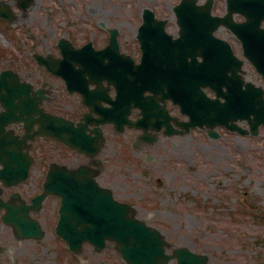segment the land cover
<instances>
[{"label": "rangeland", "instance_id": "374dc122", "mask_svg": "<svg viewBox=\"0 0 264 264\" xmlns=\"http://www.w3.org/2000/svg\"><path fill=\"white\" fill-rule=\"evenodd\" d=\"M5 1L11 3L18 18L6 25L0 22V72L14 68L26 77L34 74L36 83L46 73L38 68L34 52L57 53V39L65 34L83 37L84 32L92 30L95 36L99 21L118 25L123 37L133 38L132 29L141 19L143 8L150 6L159 15L170 16L169 30H177L171 7L178 0H34L27 10H20L18 0ZM225 6L226 0H217L215 11L223 13ZM219 33L236 43L228 30ZM247 69L249 79L262 82L252 66L247 65ZM116 138L110 137V151L113 143L119 144ZM185 140L187 165L175 160L166 165L178 173L177 195L184 196L182 205L171 210L184 214L173 215L164 209L157 215L150 208H142L140 215L161 228L175 247L206 253L212 264H264V218L252 210L264 205V128L256 137L222 132L219 139H209L193 131ZM112 156H107L110 166L119 163L118 157ZM166 188L162 189L164 193L171 190ZM35 190L31 186L28 196ZM56 208L54 198L45 204L42 221L47 233L41 241H17L10 227L0 225V242L12 248L0 255V264H126L113 248L95 252L87 244L82 255L71 253L55 233Z\"/></svg>", "mask_w": 264, "mask_h": 264}, {"label": "water", "instance_id": "95a60500", "mask_svg": "<svg viewBox=\"0 0 264 264\" xmlns=\"http://www.w3.org/2000/svg\"><path fill=\"white\" fill-rule=\"evenodd\" d=\"M30 2L31 0H20L19 4L22 8H26ZM187 3L188 1L184 0L177 7L179 23L182 26V39L191 40L196 47L202 46L203 55L209 62L201 70L189 67L188 93L181 95L180 91H177L176 100L182 102L184 110L190 114V125H202L204 122L212 125L221 123L244 131L230 121L246 118L254 133H257L259 124L264 123V90L261 87H255L252 83H247V87L244 88V82L239 74L228 75V69L235 62V57L224 48L225 42L219 41L212 33L221 23L238 32L244 42L246 54L249 53L257 67L264 73V47L259 46V43H264V40L259 36L249 37V25H246V22L236 23L233 20L235 11L247 13L248 8L245 2L243 0H228V14L224 17L211 15L212 0L204 5L203 11L201 9L197 11L196 8L183 9L188 5ZM0 14L5 19H12L14 16L10 5L3 2H0ZM164 24L165 21L155 20L153 12L147 9L141 30L158 25L162 32L159 40L163 41L164 46H168L173 44V41L172 36L165 33ZM255 24L257 25V23ZM253 31H258V29H253ZM113 39L114 36L112 41L115 43ZM217 42L223 43L219 44V48H221L219 52L216 51ZM145 45L143 44V47ZM61 48L65 57L71 56L69 54L71 49L65 46H61ZM106 51L107 49L93 51L91 60L94 59L96 62L92 69L88 68L87 70L95 73L100 79L108 77L117 83L120 78L119 73L122 71L121 64L116 62L108 67H102V61L109 54V51ZM76 56L85 57V53L80 50ZM38 58L39 61L47 63L42 56L38 55ZM91 60L85 64H91ZM128 60V64L132 68L129 70L125 68V80H129L128 73L133 74L143 89L150 86L155 87L154 83L160 77L158 74L175 72L173 69H162V65L159 62H153L148 53H144L141 64L134 65L132 60ZM47 65L49 68L52 67L50 63ZM240 65L241 61L237 60L238 69ZM102 73H107L109 76ZM65 77L68 78V76ZM205 77L208 79H201ZM204 80L213 83V87L216 89H221L223 85L227 86L228 91L222 93L225 101H221L219 97L209 98L202 92L200 83ZM72 81H74L73 78L71 81L68 79L69 85ZM39 99L38 96L31 94V85L20 82L16 73L10 70L3 71L0 75V100L6 110L0 113V132H3V127L8 122L23 121L29 132L28 136L31 138H34L38 133L49 134L70 146L80 147L82 143L72 133L77 130L73 127V123L44 112L39 107L41 103ZM39 113L42 115L40 131L34 129L35 123L40 119L37 117ZM31 130H34L33 134H31ZM83 133L86 136L85 132ZM77 134L79 135L80 131H77ZM8 136V134L0 136V162L3 164V167L0 168V179L7 185H13L28 178L32 158L29 155L18 154L15 150H7L6 146L17 144L14 139L5 138ZM6 152L9 154L7 158ZM56 168L58 167H52L44 185V192L36 197L34 202L36 206H39L42 199L49 193L62 197L61 217L57 232L67 240L75 253L82 252L85 241L92 242L100 250L105 247L106 240L110 239L116 241L117 248L127 259L128 264H165L173 257V255L165 254V241L160 233L135 219L131 214L134 213L132 209L128 205L114 200L110 190L99 187L91 178L84 182L79 180L81 176L77 172L66 171L63 167H59L55 171ZM60 169L61 172H59ZM10 210V220L14 223L18 235L21 237L43 236L35 220H32L29 215L25 214L22 219L14 207L13 209L10 207ZM27 218L28 221H26ZM175 255L179 258L178 264H208L206 255L193 253L187 248L176 250Z\"/></svg>", "mask_w": 264, "mask_h": 264}, {"label": "flooded vegetation", "instance_id": "af4514ba", "mask_svg": "<svg viewBox=\"0 0 264 264\" xmlns=\"http://www.w3.org/2000/svg\"><path fill=\"white\" fill-rule=\"evenodd\" d=\"M113 26L117 27L120 30V27L118 25ZM91 32H84L83 37H79V35H67L76 46H82L89 40L92 41L93 39L97 38L99 39L100 45L104 46L108 44L110 38V32L108 28L102 27V29L98 31L95 36L92 35ZM60 38L57 39L56 44H58ZM126 52L131 54L137 62L140 60L139 52H137V50H135L133 47L128 50L126 49ZM44 81L45 79H42L39 86H42ZM45 87H51L50 96L52 98L46 102V105L48 106L50 111L65 115L75 121H79L81 120L82 116H84V114L89 110V108L83 103L81 95L79 93H69L66 85L61 79H56L55 82H53L52 84H47ZM91 87L94 86L91 85ZM109 93L112 98L116 96V91L113 88ZM62 95L70 96L74 101L65 104V99H63V101L61 102V104H63L62 107H67L69 109V114H66L64 110L59 111L55 108L57 106L55 104L56 100L58 99V97L60 99ZM150 95V93H146L145 96L147 98L144 100V102L149 103V110H147L149 114L146 115V118L148 120V124H146L147 129H142L141 127L137 126L131 127L129 125H124L123 131L119 132L116 130L114 124L108 123L103 126L104 134L106 136V144L101 148L99 156H102L104 159L106 156H118L119 163L113 164V167H108L105 163H103V165H100L98 180L102 185L111 187L114 192L118 193L119 196L123 198H131L132 196L138 198L142 197V192L145 188L151 196V199H154V192L150 191L148 189V186L149 184L155 185L156 182H159L161 185H163L162 178L156 176L158 173L163 174V176H165L170 182L174 181L171 189H175L176 179L179 175L177 172L174 174L172 170H169L168 167H166L167 164H172L173 157H171L170 153L173 151L172 155L179 160V163H183L184 161L183 155H185V151L182 137H185L186 135H168V129L166 127V124L164 123V117L162 116L160 122H157V115L155 114V112L158 107H160L159 110H167L171 117H176L179 121L187 119V116L182 114L180 112V108L170 99H168L166 103H164V101L162 100H159V105H156V99L152 100ZM59 99L57 100L58 104ZM120 106L123 109L125 107H128L126 101H122ZM129 106L131 107L129 117L132 120L137 121L139 120V118L141 119L144 117L142 113L144 111V108L141 107L140 103L137 104V101L133 100V102ZM171 123L175 124L172 119ZM13 127L16 132H20L22 129L21 124H16ZM174 127L178 129V126L176 124L174 125ZM155 135L157 136V139L155 141H151L153 138H155ZM174 136L181 137V140H179L178 143H176V141H171L170 143V139H172ZM110 137H117L116 142H119L118 145L113 143L112 151H110V149L108 148ZM35 143L33 151L37 154L39 153L40 158L44 159L45 161H47L48 157L51 156V154L54 155L53 159L60 158L62 155L59 149L61 147V144L57 143L51 138H40L37 139ZM56 146L60 147L57 148ZM156 147H159V157L150 155L153 150H156ZM69 153H71L72 158H79L85 163L91 164L93 166L92 158H90L86 154H80L73 149H69ZM68 158L70 159L71 157ZM134 182L141 184L143 188L136 187V189H133L131 192H129L132 188V183ZM146 196L147 194L145 191L143 197ZM157 198L159 200H166V198L161 195L157 196ZM167 199L171 201L172 196L168 195ZM173 203L174 202H172L171 204Z\"/></svg>", "mask_w": 264, "mask_h": 264}]
</instances>
